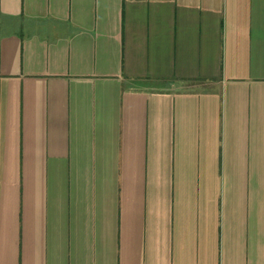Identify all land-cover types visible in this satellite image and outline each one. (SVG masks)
<instances>
[{"label":"crops","instance_id":"obj_1","mask_svg":"<svg viewBox=\"0 0 264 264\" xmlns=\"http://www.w3.org/2000/svg\"><path fill=\"white\" fill-rule=\"evenodd\" d=\"M0 264H264V0H0Z\"/></svg>","mask_w":264,"mask_h":264}]
</instances>
